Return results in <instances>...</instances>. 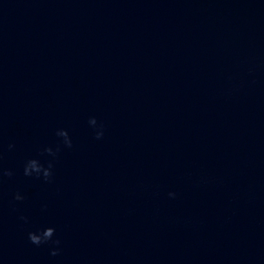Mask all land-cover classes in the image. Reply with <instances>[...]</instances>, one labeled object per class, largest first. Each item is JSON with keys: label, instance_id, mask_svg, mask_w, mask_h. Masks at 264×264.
Wrapping results in <instances>:
<instances>
[{"label": "water", "instance_id": "95a60500", "mask_svg": "<svg viewBox=\"0 0 264 264\" xmlns=\"http://www.w3.org/2000/svg\"><path fill=\"white\" fill-rule=\"evenodd\" d=\"M0 166V264H264V0H0Z\"/></svg>", "mask_w": 264, "mask_h": 264}, {"label": "clouds", "instance_id": "9594fccd", "mask_svg": "<svg viewBox=\"0 0 264 264\" xmlns=\"http://www.w3.org/2000/svg\"><path fill=\"white\" fill-rule=\"evenodd\" d=\"M89 125L92 126L94 129H97L95 132L96 138L100 139L103 136V124H98L97 118L95 116L89 117L88 121ZM56 136L61 138L60 143L57 144L55 148L51 146H45L42 149V153H46L49 157H52V159H48L46 162H42L37 157H31L28 158L23 165V174L27 177H35L37 179H43L45 182H50L53 178V169H54V159L57 156V154L61 150V144L64 147L71 148L73 141L72 138L68 132L67 129L60 128L56 130ZM9 149L13 148V144L8 145ZM13 175V171L11 169H5L2 166H0V184H2L4 177H11ZM168 195L170 197H175V192H169ZM24 196L17 191L14 194L13 199L16 201H22L24 200ZM46 207V206H45ZM21 220L27 222L26 216H21ZM56 236V229L54 226H47L43 228H39L33 231H30L28 233V239L29 241L36 245H44V244H53L56 245V247H53L51 249V255L56 256L60 253L61 249L59 245L61 244V241L59 238H54Z\"/></svg>", "mask_w": 264, "mask_h": 264}]
</instances>
